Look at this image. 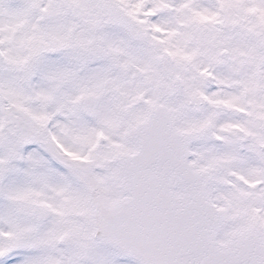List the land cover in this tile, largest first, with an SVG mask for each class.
Returning a JSON list of instances; mask_svg holds the SVG:
<instances>
[{
	"label": "snow or ice",
	"instance_id": "1",
	"mask_svg": "<svg viewBox=\"0 0 264 264\" xmlns=\"http://www.w3.org/2000/svg\"><path fill=\"white\" fill-rule=\"evenodd\" d=\"M0 264H264V0H0Z\"/></svg>",
	"mask_w": 264,
	"mask_h": 264
}]
</instances>
